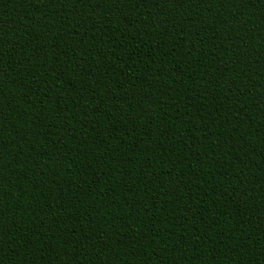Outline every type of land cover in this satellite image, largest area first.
Here are the masks:
<instances>
[{
    "label": "trees",
    "instance_id": "obj_1",
    "mask_svg": "<svg viewBox=\"0 0 264 264\" xmlns=\"http://www.w3.org/2000/svg\"><path fill=\"white\" fill-rule=\"evenodd\" d=\"M0 264H264V0H0Z\"/></svg>",
    "mask_w": 264,
    "mask_h": 264
}]
</instances>
